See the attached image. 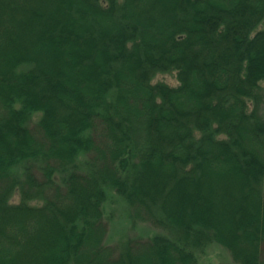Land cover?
<instances>
[{
  "label": "trees",
  "instance_id": "16d2710c",
  "mask_svg": "<svg viewBox=\"0 0 264 264\" xmlns=\"http://www.w3.org/2000/svg\"><path fill=\"white\" fill-rule=\"evenodd\" d=\"M109 191L160 232L107 244ZM213 245L264 264V0H0V264Z\"/></svg>",
  "mask_w": 264,
  "mask_h": 264
},
{
  "label": "rangeland",
  "instance_id": "374dc122",
  "mask_svg": "<svg viewBox=\"0 0 264 264\" xmlns=\"http://www.w3.org/2000/svg\"><path fill=\"white\" fill-rule=\"evenodd\" d=\"M162 81L172 86L179 84L175 73L159 74L154 79V83ZM19 196L13 198V202H18ZM105 216L109 222V234L107 244L119 245L127 239L134 238H150L154 234L160 232L148 223H134L131 219V211L127 204L109 191L108 200L105 204ZM200 264H236L230 253L219 245L209 247L204 254L199 256Z\"/></svg>",
  "mask_w": 264,
  "mask_h": 264
}]
</instances>
